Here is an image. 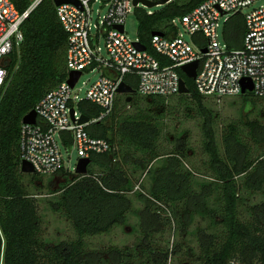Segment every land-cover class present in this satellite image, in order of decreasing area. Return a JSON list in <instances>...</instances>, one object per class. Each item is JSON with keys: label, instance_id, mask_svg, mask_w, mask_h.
<instances>
[{"label": "trees", "instance_id": "trees-1", "mask_svg": "<svg viewBox=\"0 0 264 264\" xmlns=\"http://www.w3.org/2000/svg\"><path fill=\"white\" fill-rule=\"evenodd\" d=\"M205 1L174 0L152 15L136 10L140 42L164 65H170L168 60L151 50L152 34L176 36L178 29L172 24L173 20L185 16ZM11 2L24 13L32 0ZM22 32L24 41L11 54L7 66L9 75L0 93V264H168L169 248L157 247L153 236L156 231L153 226L160 225L159 211L171 214L181 231L187 229L196 216L206 223L205 227L198 226L193 234L199 250L196 252L191 248L187 251L188 258L196 256V261L189 264H264V202L246 207V220L241 210L247 195L264 192V124L247 121L248 134L261 149L255 154L253 146L244 141L233 123L223 134L226 155L223 159L212 128L215 113L205 105L206 98L197 93L195 82L180 70L190 92L174 97H178V105L189 100L195 102L197 114L203 118V148L210 157L208 171L201 174L200 170L188 169L186 149L169 151L160 145L164 130L161 121L170 112L163 109L167 100L174 97L138 95L130 102H127L128 98L120 99L115 112L99 122L93 121L100 118L102 109L82 101L78 105L79 111L92 121L85 130L92 137L116 144L118 149L112 154L91 156L92 163L86 176L69 180L68 177L76 173L68 169L58 173H63L67 180L59 190L49 193L51 197L47 203L56 206V212L72 221L77 238L53 246L42 240L37 194L25 182L27 177L32 182L42 177L26 175L19 170L21 128L23 118L48 92L66 80L68 37L53 0H44L30 14L22 25ZM244 35V16L232 17L224 31L228 47L242 48ZM194 40L198 46H206L203 35H195ZM129 78L126 81L136 89V79ZM239 98L242 106L250 104V113L260 103L264 107V98L253 93ZM153 107L159 108L160 112H152ZM109 119L120 127L119 133L110 134L113 128L104 125ZM63 142L66 148H72L70 134L63 135ZM238 151L243 155L241 159ZM127 165H132L134 178L137 173L144 174V178L150 177L152 182L147 192H143L144 180L130 179L125 170ZM197 175L209 180L196 182ZM136 184L142 189L136 190ZM131 194L144 202V209L134 213L139 218L141 215L143 238L134 247H110L106 250L109 258H101L100 253L87 247L85 239L107 234L124 224L127 214L133 211ZM193 200L199 203L195 210L190 208ZM169 220L171 218L167 217ZM181 248L177 244L174 253Z\"/></svg>", "mask_w": 264, "mask_h": 264}, {"label": "built area", "instance_id": "built-area-1", "mask_svg": "<svg viewBox=\"0 0 264 264\" xmlns=\"http://www.w3.org/2000/svg\"><path fill=\"white\" fill-rule=\"evenodd\" d=\"M43 1L32 0L28 10L20 13L11 0H0V93L9 75L7 66L11 54L24 41L22 25ZM75 1L77 4L56 6L54 3L68 37V75L36 105L33 110L37 114L36 124H24L22 121L20 171L26 161L33 166L34 174L40 177L57 175L66 169L63 150L71 157L73 147L77 149L79 160L116 152V144L92 137L85 130L91 120L86 125L79 124L83 114L78 105L88 101L101 108L100 118L93 122L101 121L115 112L123 95L119 92L121 84L130 86L126 81L128 77L137 81L135 94L170 98L181 95V67L199 61L197 75L193 79L199 95L220 105L226 99L241 96L242 80L250 79L254 85L252 93L264 98V6L251 9L260 0H206L185 16L173 20L174 25L177 21L181 23L194 46L182 34L152 36L151 50L168 60L170 65H164L147 48L139 49L135 45L141 43L139 38L132 41L127 36L125 23L128 14L140 7L144 11L150 9L142 1L137 5L136 0ZM172 2L174 0H169L165 6ZM96 3L101 6L97 19L93 15ZM146 13L153 14L152 11ZM236 15L244 16L245 35L242 48L230 49L224 31L226 24ZM119 26L124 30L120 31ZM197 34L204 36L206 46L200 47L195 43ZM74 71L82 75L71 87L68 79ZM87 72L100 76L82 98L76 87ZM64 134L73 138L71 149L64 145Z\"/></svg>", "mask_w": 264, "mask_h": 264}, {"label": "rangeland", "instance_id": "rangeland-1", "mask_svg": "<svg viewBox=\"0 0 264 264\" xmlns=\"http://www.w3.org/2000/svg\"><path fill=\"white\" fill-rule=\"evenodd\" d=\"M153 1V0H148ZM264 6V0H260L254 4L251 9H258ZM100 4L96 3L93 6V15L97 19L98 12L100 10ZM165 6H158L151 9H145V11H152L153 13L161 11ZM140 9L144 10L143 7ZM246 10L245 12H248ZM103 14V13H102ZM139 17L134 9L130 14H128L125 29L127 36L135 41L139 38L138 34ZM176 27L178 29V34H182L186 41L190 42L192 45V38L190 35L186 34L181 23L177 21ZM221 32V30H220ZM194 46V45H193ZM98 73L87 72L83 74L79 84L76 87V91L80 93L82 98L85 97L86 92L91 87V85L99 78ZM138 94H133L130 96L122 95L120 99H125L128 97H137ZM177 98L167 100V106L164 111L170 110L166 113L164 121H161V127L164 129L160 137V145L163 148L167 147V150L172 151L173 149L182 151L187 150L189 159L186 161V166L190 170H200L201 174L208 171L209 156L204 151L203 141L205 140L204 132L202 130L203 118L197 114V105L193 101H186L182 105H178ZM205 105L215 113L214 124L212 128L215 131L216 142L219 148L220 155L223 159L226 158L223 134L229 129L233 123L240 130L244 141L250 143L253 146V151L255 154L260 153V146L256 145L248 134L249 128H247V121H259L264 124V112L262 104L258 105V108L250 113L252 108L250 104H246L245 107L242 106L241 98H232L224 100L220 105L212 102V99L206 98L204 100ZM244 107V108H243ZM129 108H127L128 110ZM152 112L159 113V108L153 107ZM189 114L190 117H187ZM249 114V115H247ZM248 116V117H246ZM248 118V119H247ZM105 126L113 128L114 131L110 130V134L119 133L120 127L117 124L112 123L109 119L105 121ZM258 151V152H257ZM238 157L242 158V153L238 151ZM63 155L65 158V167L73 173H75V167L78 163V152L76 147H73L71 157L66 155L65 150H63ZM132 165H127L125 167L131 180H144L145 188L143 192H147L152 180L150 177L144 178V174L137 173L136 178L133 177L131 172ZM79 175L73 174L68 177L69 180H76ZM196 182H203L209 180L208 178L197 175ZM66 176L62 174H57L54 176L42 177L40 179L31 181L29 177L25 179V182L30 187L31 191L34 192L36 199L38 201V212L41 216V238L46 241L51 246L55 245L61 241H72L77 238L72 221L68 220L62 213L56 212V206H52L47 200L51 197L49 194L54 190H59L62 184L66 182ZM142 189V186L136 184V190ZM133 200V211L127 214L126 222L122 225L115 227L111 232L107 234L94 235L92 237H87L85 242L90 250H95L101 254V258H109L107 255V249L110 247H134L143 238L142 228L140 226V218L134 213L142 211L144 209V202L139 201L134 195H129ZM264 202V192L249 194L246 196L245 204L243 205V219H247L246 207L254 206ZM192 210L199 208V203L197 200L192 201ZM179 213V211H178ZM160 225L153 226L154 232L153 236L155 238V244L157 247L167 250L169 248L171 255H169L168 264H189L190 262L196 261V256L191 258L187 257V251L189 249H194L198 252L199 244L196 240V229L198 226L205 227L206 223L196 216L195 221L187 228L181 231L179 225L175 222L171 214L168 212L159 211ZM167 217L171 220L167 221ZM146 215V221L147 220ZM149 219V218H148ZM185 221L186 217L184 218ZM149 223V222H148ZM147 223V224H148ZM165 224V225H164ZM151 227V226H150ZM146 229V226H144ZM150 230V229H148ZM159 230V231H158ZM177 231V232H176ZM180 245L182 248L177 249L174 253L176 245ZM163 261L164 259L161 258ZM2 261V260H1ZM1 264H3L1 262Z\"/></svg>", "mask_w": 264, "mask_h": 264}, {"label": "water", "instance_id": "water-1", "mask_svg": "<svg viewBox=\"0 0 264 264\" xmlns=\"http://www.w3.org/2000/svg\"><path fill=\"white\" fill-rule=\"evenodd\" d=\"M140 1H142L148 8L151 9V8H154L157 6H165L169 0H160L158 2H151V1H147V0H136L135 5H137ZM54 3L56 6H60L63 3L77 4V2L75 0H54ZM118 29L120 31H123L124 27L119 26ZM157 35L163 36L160 33H153L152 34V36H157ZM135 45L141 50H146V47L142 43L137 42V43H135ZM204 52H206V50H204ZM198 67H199V61H195L193 63L187 64V65L181 67V71L187 78L193 80L196 78ZM81 75H82V73L77 72V71L70 73L68 83L71 85V87H74L76 85V83L78 82ZM241 83H242V95L253 92L254 85L250 79L242 80ZM119 92L123 95H128V96L136 93L135 89H133L131 86H129L125 83L121 84V86L119 88ZM189 92L190 91L186 85V81L184 78H182L180 81V94L181 95H187V94H189ZM130 101H131V97H128L127 102H130ZM71 116H72V119L74 120V111L73 110L71 111ZM36 119H37L36 112L31 111L28 115H26L23 118V123L34 125V124H36ZM89 122H90L89 117H87L85 115H82L81 119L79 120V124H81V125H86ZM91 163H92V160L90 158L80 159L78 161L76 169H75L76 175L86 176L88 174V168H89V165ZM21 172L23 174H26V175H32V174H34V168L30 163L24 161L22 163Z\"/></svg>", "mask_w": 264, "mask_h": 264}]
</instances>
